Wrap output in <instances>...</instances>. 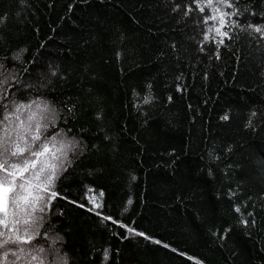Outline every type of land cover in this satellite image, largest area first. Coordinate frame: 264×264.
I'll return each instance as SVG.
<instances>
[{
  "label": "trees",
  "instance_id": "obj_1",
  "mask_svg": "<svg viewBox=\"0 0 264 264\" xmlns=\"http://www.w3.org/2000/svg\"><path fill=\"white\" fill-rule=\"evenodd\" d=\"M231 3L217 48L194 0H0V118L39 100L79 141L48 262L264 264V0Z\"/></svg>",
  "mask_w": 264,
  "mask_h": 264
},
{
  "label": "snow or ice",
  "instance_id": "obj_2",
  "mask_svg": "<svg viewBox=\"0 0 264 264\" xmlns=\"http://www.w3.org/2000/svg\"><path fill=\"white\" fill-rule=\"evenodd\" d=\"M194 2L199 12L203 13L205 9L210 12L204 17L208 27L203 40L215 43L217 48L224 45L226 39H231L229 31L225 29L240 27L233 19L236 11L222 10L233 7L231 0ZM191 10L187 9L188 12ZM254 31L264 35V29L260 27H255ZM4 84H7V80L0 82V88ZM7 95L8 89L0 90V101L5 100ZM3 108L0 118V264H53L47 261L45 248L37 247L33 241L41 237L43 214L50 210L52 201L59 195L54 190L56 181L66 171V165L70 164L69 154L76 151L79 141L68 138L63 129L47 135L49 128L56 126L55 110L49 108L47 103L33 100L13 103L11 110L7 104ZM100 195L102 197L103 193ZM90 201L95 209L102 207L95 198H90ZM235 211L239 212L240 209L237 207ZM97 215L100 213L97 212ZM104 219L111 220V217ZM242 223L247 225L248 221L242 220ZM128 231L132 232L133 229L129 228ZM44 238H47V233ZM53 254L67 264L66 259L58 257L55 249ZM9 256L13 259L9 260Z\"/></svg>",
  "mask_w": 264,
  "mask_h": 264
},
{
  "label": "rangeland",
  "instance_id": "obj_3",
  "mask_svg": "<svg viewBox=\"0 0 264 264\" xmlns=\"http://www.w3.org/2000/svg\"><path fill=\"white\" fill-rule=\"evenodd\" d=\"M50 108V107H49Z\"/></svg>",
  "mask_w": 264,
  "mask_h": 264
}]
</instances>
